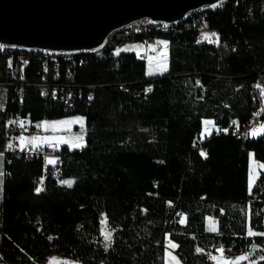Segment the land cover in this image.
<instances>
[{
	"label": "trees",
	"instance_id": "16d2710c",
	"mask_svg": "<svg viewBox=\"0 0 264 264\" xmlns=\"http://www.w3.org/2000/svg\"><path fill=\"white\" fill-rule=\"evenodd\" d=\"M204 14L215 44L184 27ZM174 26L162 75L151 76L143 59L116 47L60 59L56 82L51 61L47 71L36 57L17 69L0 55V82L9 84L0 153L4 126L17 115L40 126L84 121L83 146L57 148L58 164L3 154L1 263L41 264L57 254L79 264H165L166 238L184 264H209L206 254L217 248L230 260L257 245L251 260L264 257V216L257 212L264 171L248 185L250 155L264 164V128L247 141L226 131L264 119V0H226ZM44 78L59 86L57 98L41 95ZM144 86L150 92L134 98ZM66 93L71 107L58 98ZM205 120L218 137L201 136ZM169 202L181 212L172 223Z\"/></svg>",
	"mask_w": 264,
	"mask_h": 264
},
{
	"label": "water",
	"instance_id": "95a60500",
	"mask_svg": "<svg viewBox=\"0 0 264 264\" xmlns=\"http://www.w3.org/2000/svg\"><path fill=\"white\" fill-rule=\"evenodd\" d=\"M225 0H0V46L21 51L84 54L139 21L179 24ZM260 246L230 259L242 264Z\"/></svg>",
	"mask_w": 264,
	"mask_h": 264
},
{
	"label": "built area",
	"instance_id": "2783aa9c",
	"mask_svg": "<svg viewBox=\"0 0 264 264\" xmlns=\"http://www.w3.org/2000/svg\"><path fill=\"white\" fill-rule=\"evenodd\" d=\"M205 17V14L201 15V17H197V19H194L192 24L184 25V27H186L187 29H194L196 33V39L198 41L207 39L205 38L207 36L208 39L213 44H215V38L212 35L214 31L204 27L203 25ZM174 27L176 26L163 22H135L111 34L101 48L105 51L107 49L117 47L122 43L128 42L131 39L139 38L147 48L146 52L141 55V59L145 61L147 67L151 70L152 68H154L156 61L164 63L168 62L170 44V38L168 34L172 32ZM0 55L8 57L7 65L9 68L15 66L17 67V69H19L26 62V59H29L30 57H36L42 62L44 71H47L48 60H56L57 56L67 54L21 51L18 49L0 46ZM51 68L56 76L59 67ZM57 79L58 75L55 77L54 81L56 82ZM258 84L264 88V76L261 77ZM8 86L9 84L0 82V112L4 111L7 105ZM38 87H42V96H46L50 93L53 98H57V89H59V86L56 83L48 84L46 82V78H44L43 82L39 84ZM150 90L151 88L149 86H144L142 90H140L138 93H135L134 98L137 99L140 97V95L145 96L150 92ZM58 98L60 102L64 103V105L68 107H71L73 104L70 93H66L63 97H61L60 95V97L58 96ZM263 128L264 119L261 117H254L247 121L242 128L231 127L226 129V131H230V135L237 136L239 140L247 141L250 140V134H253L254 131ZM46 134L47 131L42 128V126L33 125L27 120L26 117L17 115L12 121L6 123L4 126L5 142L1 153L21 155L26 161H40L43 165H47L51 162L58 164L63 159V155L57 154V150L55 147L23 140L27 137ZM211 136L218 137V131L212 133ZM205 139L207 138H201L199 141L200 144H203ZM59 174L60 172L57 171L56 176H58ZM257 212L263 214L264 216V204L259 205V207L257 208ZM165 217L167 221H169L168 223H172L180 219L181 212L180 210H178L176 204L171 202L166 204ZM206 258L209 264H213L211 262V254H206Z\"/></svg>",
	"mask_w": 264,
	"mask_h": 264
},
{
	"label": "crops",
	"instance_id": "0c3cea01",
	"mask_svg": "<svg viewBox=\"0 0 264 264\" xmlns=\"http://www.w3.org/2000/svg\"><path fill=\"white\" fill-rule=\"evenodd\" d=\"M129 43H132V42H129ZM125 44L126 43H124L123 45H125ZM132 44H134V45L131 46V48H129L128 50H120L119 51V49L117 48L116 49L117 51L116 50L115 51L118 52V53L119 52H133L136 55H139L140 53L144 52V46H143L142 43L133 42ZM159 63L160 62H156L154 68H152L150 70L151 75L158 74V71L160 69H161L160 71H164V72L167 71L168 63H166V65H164L162 68H161ZM75 117L76 116L68 117L67 119L78 120ZM64 119H66V118H64ZM61 120H63V119H61ZM54 121H56V120L46 121V122H43L41 124L42 128H44L47 131L46 135L31 136V137L24 138L23 140L36 142V143H39V144H43V145L50 146V147H55V148H58V149L61 148V147H67L69 149H77V148H80V147L83 146V144H84L83 133L80 130L83 127V123H84V121L82 122V119H80V121L82 122L80 125H77V126H74V127L73 126H66V128L71 127L69 129H60L58 126H55L56 124H59V123L51 125L52 124L51 122H54ZM74 130H76L79 133V136H81V139L79 141L69 140L67 134H64V133H68V132H74ZM214 130H215V127L213 126L212 122L210 121V126L207 129V134L205 136L213 133ZM60 133H63V134H60ZM205 136H203V137H205ZM4 159H5L4 155L0 153V173H2V175H0V193H1L2 187H3ZM260 171H261V169L258 170V175H257V177H255V180H254L252 185H249V180H248V185H249L250 189L252 188V186L254 185L256 180L258 179V177L260 175L259 174ZM207 226H208V229L211 230V231H214L216 229V225H215L214 221L211 218H209L207 220ZM108 243L109 242H107L106 244H108ZM164 245H165V248H166V241H165ZM175 249H176L175 245H173V246L170 245V250L173 253H171L172 255H168L167 260H166V264H184L180 260V258L177 256V254L175 252ZM207 254H209V253H207ZM210 254L212 255V260H213V262L215 264H225L222 261L228 262V264H229V259L224 256L222 249L217 248L214 251H211ZM165 255H166V251H165ZM0 264H5V263H1L0 262ZM41 264H79V263L74 261V260L61 257V256H59L57 254H52V255H50V257L46 261H44Z\"/></svg>",
	"mask_w": 264,
	"mask_h": 264
},
{
	"label": "rangeland",
	"instance_id": "374dc122",
	"mask_svg": "<svg viewBox=\"0 0 264 264\" xmlns=\"http://www.w3.org/2000/svg\"><path fill=\"white\" fill-rule=\"evenodd\" d=\"M140 43H142V42H140ZM135 44V43H134ZM134 44H132V43H128V42H126V44L125 45H123V44H121V45H119V46H117L116 47V49L118 48L119 49V51L120 50H128L129 48H131V46H133ZM143 44V43H142ZM123 45V46H122ZM122 46V47H121ZM143 46H144V52L143 53H140L139 55H137V56H139L140 58H141V55L142 54H144L145 52H146V45L145 44H143ZM117 51V50H116ZM115 51V52H116ZM116 53H118V52H116ZM66 57H69V56H67L66 55ZM157 62V61H156ZM156 64V63H155ZM160 64V66H161V68L164 66V65H166V63H164V62H160L159 63ZM164 69V68H163ZM161 70V69H160ZM159 70V71H160ZM158 71V74H153V75H162V74H164V73H166V72H164V71H160L159 72ZM153 75H151V76H153ZM153 81V80H152ZM151 82V81H150ZM76 119H78V120H73V119H63V120H56V121H54V122H51L52 124L51 125H54V124H56V123H59V124H56L55 126H58L60 129H69V128H71V127H69V128H66V126H77V125H80L82 122H83V118L82 117H80V116H76L75 117ZM80 119H82V122L80 121ZM210 121H208V120H205L204 122H203V131H202V137L203 136H205L206 134H207V129L209 128V126H210V123H209ZM51 130V129H50ZM52 131V130H51ZM53 132V131H52ZM260 133V131L257 133V134H250V138H253V137H255L256 135H258ZM60 134H63V133H60ZM64 134H67V136H68V139L69 140H75V141H79L80 139H81V136H79V133L76 131V130H74V132H68V133H64ZM261 169V171L259 172V174H261V172L262 171H264V164H262V163H258V162H256L255 160H254V158H253V156L252 155H250V157H249V174H248V180H249V185H252L253 184V182H254V180H255V177H257V175H258V170H260ZM260 176V175H259ZM107 233H109V231L107 230V229H104L103 230V236H104V241H105V243H107V241L105 240V235L107 234ZM165 241H166V248H165V251H166V257H165V264H166V260H167V257H168V255H172L171 253H173L171 250H170V245L171 246H173V245H175L173 242H171L168 238H166L165 239ZM165 243V242H164ZM164 247H165V245H164ZM1 257V256H0ZM264 257L261 255V254H259L255 259H253V260H248L247 262H245L246 264H255L256 262H258V261H260V260H262ZM230 261V260H229ZM213 264H215L214 262H213V260L211 261ZM223 263H225V264H228V262H224V261H222Z\"/></svg>",
	"mask_w": 264,
	"mask_h": 264
},
{
	"label": "bare ground",
	"instance_id": "6f19581e",
	"mask_svg": "<svg viewBox=\"0 0 264 264\" xmlns=\"http://www.w3.org/2000/svg\"><path fill=\"white\" fill-rule=\"evenodd\" d=\"M208 9H212V8H208ZM203 10H205V9H203ZM203 10H201V11H203ZM198 12H200V11H197V12H194V13H198ZM194 13H191V14H194ZM190 14V15H191ZM190 15H188L186 18H185V20L184 21H186L187 19H188V17L190 16ZM198 17H200V15L198 16ZM183 21V22H184ZM174 25H176V24H174ZM102 51H104V49H102V48H100L99 50H96V51H93V52H88V53H90V54H92V55H100L101 53H102ZM88 53H84V54H88ZM71 55H73V54H67V56H71ZM74 55H76V54H74ZM61 57V58H60ZM66 57V55H59V56H57V58H56V60H48V61H51V62H53V63H55V65H56V67H59V61H60V59H62V58H65ZM39 89H40V91H41V93H42V87H38ZM262 129H258L257 131H254V132H256V133H258L259 131H261ZM253 132V133H254ZM235 137H237V136H235ZM238 138V137H237ZM57 149V148H56ZM209 254H210V252H209Z\"/></svg>",
	"mask_w": 264,
	"mask_h": 264
},
{
	"label": "snow or ice",
	"instance_id": "6c2138e0",
	"mask_svg": "<svg viewBox=\"0 0 264 264\" xmlns=\"http://www.w3.org/2000/svg\"><path fill=\"white\" fill-rule=\"evenodd\" d=\"M212 35H213V36H216L215 33H213ZM205 38H208V37L206 36ZM209 123H210V122H209ZM253 134L255 135V134H257V133L254 132ZM201 155H202V156H206V154H205L204 152H201ZM50 162H51V161H50ZM0 175H2V173H0ZM63 183H66L69 187H71V182H70V181H64ZM36 191H37V192L42 191V188H37ZM105 240H106L107 242H110V240H111V233H107V234L105 235ZM106 246H107V244H106Z\"/></svg>",
	"mask_w": 264,
	"mask_h": 264
}]
</instances>
